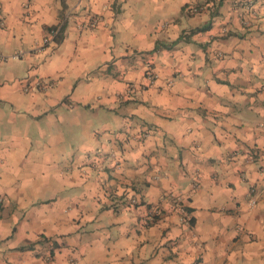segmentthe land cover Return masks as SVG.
<instances>
[{
  "label": "crops",
  "instance_id": "crops-1",
  "mask_svg": "<svg viewBox=\"0 0 264 264\" xmlns=\"http://www.w3.org/2000/svg\"><path fill=\"white\" fill-rule=\"evenodd\" d=\"M0 264H264V0H0Z\"/></svg>",
  "mask_w": 264,
  "mask_h": 264
},
{
  "label": "built area",
  "instance_id": "built-area-1",
  "mask_svg": "<svg viewBox=\"0 0 264 264\" xmlns=\"http://www.w3.org/2000/svg\"><path fill=\"white\" fill-rule=\"evenodd\" d=\"M201 9H202L201 6H194L190 9V12L193 14H197L201 11ZM99 21H100L99 19H94L93 25H96ZM62 27H63V24L61 22L59 23V25L53 27L51 30L48 31L47 37L44 39V45L46 47L49 46L51 43L55 42V40L59 37L61 33ZM153 77L154 76H151L150 80H153ZM37 85L41 87L42 89L51 86V84L49 85L48 83H43V82H39ZM146 135H149V131L147 130L142 134V138H144ZM251 192H255V189H252Z\"/></svg>",
  "mask_w": 264,
  "mask_h": 264
},
{
  "label": "trees",
  "instance_id": "trees-1",
  "mask_svg": "<svg viewBox=\"0 0 264 264\" xmlns=\"http://www.w3.org/2000/svg\"><path fill=\"white\" fill-rule=\"evenodd\" d=\"M53 28V27H52ZM52 28H50L49 30H51ZM64 29V27H62L61 28V31ZM61 35H62V33H61ZM61 35L59 36V38L61 37Z\"/></svg>",
  "mask_w": 264,
  "mask_h": 264
}]
</instances>
